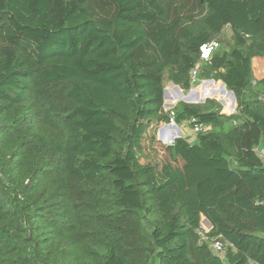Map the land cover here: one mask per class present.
Here are the masks:
<instances>
[{"label": "trees", "instance_id": "1", "mask_svg": "<svg viewBox=\"0 0 264 264\" xmlns=\"http://www.w3.org/2000/svg\"><path fill=\"white\" fill-rule=\"evenodd\" d=\"M262 56L264 0H0V264H264Z\"/></svg>", "mask_w": 264, "mask_h": 264}, {"label": "rangeland", "instance_id": "2", "mask_svg": "<svg viewBox=\"0 0 264 264\" xmlns=\"http://www.w3.org/2000/svg\"><path fill=\"white\" fill-rule=\"evenodd\" d=\"M173 86L174 85H172L170 83L166 85L165 89L168 90L172 99H167V100L165 99V101H167V102L176 101V104H177L181 100L178 99L177 93L174 92L172 94L171 89ZM220 87H221V81H216V80L209 81V79H203V80H200L197 82L195 80L190 89H192L194 91H198V93L201 94V90H204L207 88L217 89ZM227 90L228 89L226 88V91H224V92L218 91V90H216L215 92L212 91V92H209L206 96V99L216 100L221 107V112H223V113H231V112H234V110H235V108L234 109L231 108L232 99H231L230 95L227 93ZM188 91H185V92L183 91V93L186 94ZM222 100L226 103L225 106H223V104L221 103ZM173 107H166L165 109H171ZM178 127L180 128V136H186V137H189L190 139H193L195 133L191 130V128L189 126L184 124V125L178 126ZM174 130H175L174 128L165 124L164 127H158L157 128V134L156 135L158 136V138L162 144H168L171 140L172 133L174 132ZM258 153L261 156L262 160L264 161V146L258 149Z\"/></svg>", "mask_w": 264, "mask_h": 264}, {"label": "water", "instance_id": "3", "mask_svg": "<svg viewBox=\"0 0 264 264\" xmlns=\"http://www.w3.org/2000/svg\"><path fill=\"white\" fill-rule=\"evenodd\" d=\"M209 81H212V79H209ZM221 90L223 92L226 91V87H225V84L223 82H221ZM171 91H174L175 93H177L178 94V99L183 101V102H187V103H202V102H204L206 100L205 94H204L203 97H200V94L198 93V91H194L192 89H190L186 94H184L182 89L179 86H177V85H174L172 87ZM227 93L230 95V97L232 99L231 108L234 109L235 106H236L235 95H234L233 91H231V90H227ZM163 98H164V104H163L164 108L173 107L176 104V101H172V102L165 101V99L166 100L167 99H172L167 89H164ZM221 103L223 104V106L226 105V103L223 100L221 101ZM225 114H230V113H225ZM174 128L176 130V134L173 135V137L171 138L170 144L174 142L175 138L180 137V130H179L178 126L176 125V126H174ZM201 222L203 224H205L208 228H211L210 222L205 217H202Z\"/></svg>", "mask_w": 264, "mask_h": 264}, {"label": "built area", "instance_id": "4", "mask_svg": "<svg viewBox=\"0 0 264 264\" xmlns=\"http://www.w3.org/2000/svg\"><path fill=\"white\" fill-rule=\"evenodd\" d=\"M215 47H217V43H215V42H212V43H209V44H205V45H203L201 48H200V51H201V58H203V59H207L208 58V56H209V54H210V51L213 49V48H215ZM197 67L198 66H196L192 71H191V79H192V82H194L195 81V79L197 78ZM173 115V113H171V116ZM166 125H169L170 127H172V128H174V126H176V123L174 122V120L171 118L170 119V121H169V123L168 124H166ZM165 126V124H162V125H160L159 127H164ZM178 126V125H177ZM179 128V127H178ZM175 129V128H174ZM205 129H207V127H204V126H202V125H200V124H195L192 128H191V130L194 132V133H197V132H199V131H203V130H205ZM179 130H180V128H179ZM176 130H174V132H175ZM172 137H173V135H172ZM171 137V138H172ZM157 138H158V136H157ZM159 139V138H158ZM171 141V140H170ZM170 143V142H169ZM205 224H203L202 222H201V229H199L198 230V235L200 236V240L201 241H209V244L211 245V247L215 250V251H217V252H220V251H222V249H223V243L219 240V239H214V240H209L208 239V237H207V232L211 229V228H208L206 225L204 226Z\"/></svg>", "mask_w": 264, "mask_h": 264}, {"label": "crops", "instance_id": "5", "mask_svg": "<svg viewBox=\"0 0 264 264\" xmlns=\"http://www.w3.org/2000/svg\"><path fill=\"white\" fill-rule=\"evenodd\" d=\"M252 69L256 78L264 77V56L256 57L252 60ZM172 94L174 91H171Z\"/></svg>", "mask_w": 264, "mask_h": 264}, {"label": "bare ground", "instance_id": "6", "mask_svg": "<svg viewBox=\"0 0 264 264\" xmlns=\"http://www.w3.org/2000/svg\"><path fill=\"white\" fill-rule=\"evenodd\" d=\"M176 134V131L172 133V135H175Z\"/></svg>", "mask_w": 264, "mask_h": 264}]
</instances>
